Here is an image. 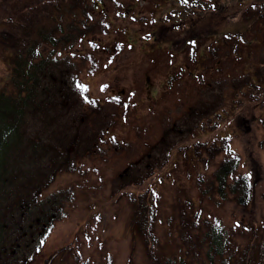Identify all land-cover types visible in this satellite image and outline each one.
<instances>
[{"label": "rangeland", "instance_id": "obj_1", "mask_svg": "<svg viewBox=\"0 0 264 264\" xmlns=\"http://www.w3.org/2000/svg\"><path fill=\"white\" fill-rule=\"evenodd\" d=\"M100 1L102 7L92 21H103L104 28L96 26L70 55L80 64V80L90 96L102 104L103 135L93 153L78 159L77 171L58 174L43 189L42 196L64 192L65 216L53 224L28 264H153L132 226L133 202L139 196L150 197L155 207L156 249L163 254L181 249L177 210L188 199L202 217L220 219L234 230L242 248L253 242L254 231L264 237V110L260 107L264 85L250 88L246 74L262 52L250 56L249 46L242 42L237 50L221 46L205 66L198 61L221 35L245 30L239 11L245 6L253 9L260 0L247 4L242 0ZM31 2L0 0V31L20 13L16 7L28 9ZM259 35L247 30L244 39L256 45ZM11 55L10 49L0 46V89L10 79ZM216 100L212 109L222 114L216 122L209 115L203 120L181 118L191 106L206 101L212 107ZM180 118L182 132L196 126V136L179 144L183 152L176 147L168 151V163L159 167L163 155L158 149L150 152V147ZM220 136L229 139V148L241 160L229 181L239 175L252 178L255 166L260 169L246 205L216 191L213 174L224 153L210 157L202 150L194 156L192 147L185 149L196 140ZM171 137L169 145L180 138ZM132 163L137 174L147 163L148 176L141 184L121 187L118 177ZM213 185L204 195L203 189Z\"/></svg>", "mask_w": 264, "mask_h": 264}, {"label": "trees", "instance_id": "obj_2", "mask_svg": "<svg viewBox=\"0 0 264 264\" xmlns=\"http://www.w3.org/2000/svg\"><path fill=\"white\" fill-rule=\"evenodd\" d=\"M31 1L34 4L28 9L16 7L20 13L6 21L5 29L0 31V46L12 51L10 79L0 89V264H28L53 224L64 218V192L42 196V191L58 174L78 170V159L94 152L103 135L99 126H105L104 121L99 122L102 104L90 96L80 80V64L70 55L75 45L83 44L96 26L104 28L103 21H92L98 7H102L101 1ZM248 1L242 0V3ZM253 4V9L245 6L239 11L245 30L221 35L214 45H207L198 61L205 66L221 46L237 50L243 42L249 46L250 56L255 51L262 52L246 73L247 84L257 88L264 85V1ZM247 30L260 34L256 45L244 39ZM233 89L237 90L236 86ZM217 102L212 107L206 101L198 107L191 106L181 118L188 121L199 116L203 120L209 115L216 122L215 117L222 115L212 109ZM260 107L264 110V98ZM181 118L167 126L164 136L150 147V152L158 149L163 155L159 167L168 163V151L176 147L183 152L184 147L179 144L187 142V136H196V126L182 132V126L178 125ZM171 136H176V140L180 137L174 145H169ZM228 143L226 136H220L219 139L196 140L185 149L192 147L194 156L202 150L210 157L224 153V159L213 174L216 191L223 196L229 193L239 204L246 205L252 199V180L260 178L261 172L256 165L252 178L239 175L229 181L241 160ZM134 165L132 163L119 175L121 187L141 184L147 178L144 169L141 174L135 173ZM214 188L215 185L203 189V194ZM187 201L186 204L181 201L177 210L181 249L169 254L156 249L159 244L155 233L157 213L150 197L139 196L133 202L132 226L153 264H264V237H258L254 231L253 242L242 248L234 230L226 228L220 219L202 217L201 212L194 209V202ZM64 250L56 251L52 257Z\"/></svg>", "mask_w": 264, "mask_h": 264}]
</instances>
